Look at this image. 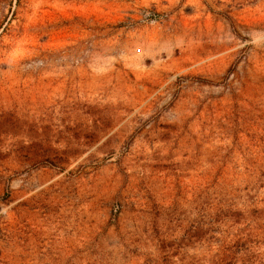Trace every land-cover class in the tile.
Segmentation results:
<instances>
[{
  "label": "rangeland",
  "instance_id": "rangeland-1",
  "mask_svg": "<svg viewBox=\"0 0 264 264\" xmlns=\"http://www.w3.org/2000/svg\"><path fill=\"white\" fill-rule=\"evenodd\" d=\"M0 264H264V0H0Z\"/></svg>",
  "mask_w": 264,
  "mask_h": 264
}]
</instances>
